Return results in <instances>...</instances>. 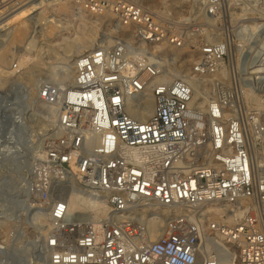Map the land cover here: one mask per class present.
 I'll return each mask as SVG.
<instances>
[{
    "label": "built area",
    "instance_id": "built-area-1",
    "mask_svg": "<svg viewBox=\"0 0 264 264\" xmlns=\"http://www.w3.org/2000/svg\"><path fill=\"white\" fill-rule=\"evenodd\" d=\"M33 1L0 0V23ZM192 1L211 19L224 6ZM65 2L72 17L108 14L130 36L82 52L71 78H46L39 90L48 142L18 193L45 216L43 261L264 264V68L247 75L264 63V25L235 41L236 23L230 37L199 46L189 79L175 72L184 56L166 53L185 39L139 0ZM259 9L247 23L264 20V0ZM232 84L253 88L259 105L226 95ZM0 131L18 126L2 114Z\"/></svg>",
    "mask_w": 264,
    "mask_h": 264
},
{
    "label": "rangeland",
    "instance_id": "rangeland-1",
    "mask_svg": "<svg viewBox=\"0 0 264 264\" xmlns=\"http://www.w3.org/2000/svg\"><path fill=\"white\" fill-rule=\"evenodd\" d=\"M51 1L44 5L47 9H44L46 23L43 26L46 28L42 27V31L36 24L31 28L34 17L35 21L40 22V9L34 13L14 12L10 19L0 23V115L7 114L18 126L15 135L0 131V264H48L39 253L40 243L43 241L40 235L47 229V224L34 216L36 210L31 211L37 201L28 197L27 201L25 198L18 199L16 194L21 184L26 186L35 180L28 164L32 162L35 153L42 150L48 142V126L41 117L43 112L37 97L42 83L50 77L49 62L60 59L56 65L67 67L64 62L85 52L87 47L95 48L101 44L114 43L119 36H130L125 29L113 31L114 21L111 15L84 13L72 17L69 2L64 1L65 5H61L58 0ZM139 1L156 13L169 32L177 33L185 39L182 49H170L167 53L171 56L174 53H177L176 56H184L180 66L175 69L179 74H188V67L193 62L199 46L227 37L231 25L236 24L227 23L230 7L235 13H240L245 1L248 5L259 6V0L257 3L254 0H223L222 12L217 18L211 19L206 10L198 7L192 0ZM22 15L28 27L20 41L21 39L18 40L14 36L12 27L15 23L11 22V25L7 26L5 23L19 19ZM53 19L58 20L56 22ZM56 24L59 26L58 31H50L48 25L57 28ZM215 25L216 27H213ZM59 36L65 40L59 39ZM239 55V49H232V60L237 59ZM14 64L17 66L13 67ZM56 65H52L53 69ZM249 75L258 76L254 69ZM231 88L232 90L225 91L226 95H239L242 89L234 84ZM251 89L258 102L250 103L248 107L258 106V94ZM19 202L24 204V207L19 208ZM28 204H33L31 210Z\"/></svg>",
    "mask_w": 264,
    "mask_h": 264
},
{
    "label": "bare ground",
    "instance_id": "bare-ground-1",
    "mask_svg": "<svg viewBox=\"0 0 264 264\" xmlns=\"http://www.w3.org/2000/svg\"><path fill=\"white\" fill-rule=\"evenodd\" d=\"M65 0H60V2L62 3L61 5H65V3H63ZM245 1V0H244ZM254 1H256V3H257V0H254ZM50 2H52L51 0H40V1H33V3L31 2L30 4H27V5H25V6H23V7H21V8H19V9H16L15 11H13V12H11L6 18H5V20H4V22L5 21H7L8 19H10V16H11V14H13L14 12V14H17V13H22L23 11H28V12H37L39 9H40V15L41 16H39V20H40V22L37 20V21H35V17H34V19H33V23H32V26H31V28H33V25L34 24H36L35 26L36 27H39L40 28V30L42 31L43 30V28L42 27H44V28H46L45 26H43V24L44 23H46V13L44 12V9H47L46 8V6H44V5H46V4H48V3H50ZM239 2V1H238ZM251 2H252V0H251ZM244 3V2H243ZM246 3V4H245ZM245 3H244V7H241V12L239 13H235L233 10H232V8L230 7V9L228 10L230 13H227L228 15H227V23H228V25H230V24H233V23H238V31H237V29H235L234 31H233V39L235 40V41H240L241 39H242V33L243 32H245V30H254V31H257L258 30V28H259V26H262V25H264V20L263 21H261V20H253V21H250L249 23H247L248 21H246V19H247V15H250V14H254V15H258V18H259V6H257V5H248V2H246L245 1ZM250 3V2H249ZM53 4V3H52ZM52 4H50V5H52ZM242 4V3H241ZM248 5V6H247ZM44 6V7H43ZM242 6V5H241ZM240 8V7H239ZM151 11V10H150ZM71 14L73 15V10H71ZM152 12V11H151ZM152 14L154 15V16H156L157 17V15H156V13H154V12H152ZM76 15V14H75ZM82 14H80V16H81ZM19 19H14V20H12V21H10L9 23H5V25L7 26V24H10L11 22L13 23H15V25H13V30L15 31V37H16V39L18 38V40L19 39H21V38H23L24 37V35H25V33H26V30H27V27H28V23H27V21H26V19H24V17H23V15L22 16H19L18 17ZM61 19H63V18H61ZM16 20V21H15ZM58 20V19H57ZM57 20L56 19H53V21H56L57 22ZM114 21V20H113ZM18 23H19V25H18ZM11 25V24H10ZM226 25V24H225ZM232 26V25H231ZM48 27L50 28V31H54V29H55V31H58V28H59V26L56 24V27L57 28H52V25H48ZM3 28V27H2ZM12 28H10V29H12ZM228 28V27H227ZM9 29V28H8ZM7 29V30H8ZM57 29V30H56ZM10 31V30H9ZM225 31V30H224ZM8 32V31H7ZM10 34V33H9ZM8 34V35H9ZM7 35V36H8ZM226 35H228V34H226ZM62 36V35H61ZM61 36H59V39H62V40H65V38L64 37H61ZM51 38V37H50ZM61 40V41H62ZM20 41H22V39L20 40ZM113 43V42H112ZM112 43H107V45H112ZM49 44V43H48ZM51 49V48H50ZM92 49H94V47H87L86 48V51L87 50H92ZM170 50H167L166 51V53H168ZM238 54V50L236 51V55ZM174 55H177V53H174ZM77 56V55H76ZM76 56H73L71 59H68L69 61L68 62H64V63H66V65H67V67L66 66H63V67H60L59 65H56V63H58V61H60V59L59 60H57V61H52V62H49V66H48V68H49V76H50V78L52 79V80H54V79H57V80H64V81H66V80H68L69 78H71V76H72V67H73V64H74V62H75V57ZM249 55L248 54H246L245 53V55H244V57H248ZM239 58V57H238ZM237 58V59H238ZM53 64H55L56 66L54 67V69H53V67H52V65ZM62 65H64L63 63H62ZM263 68H264V64H263V66H259V65H255V66H251L250 67V69L247 71V75L249 76V78L251 77V78H255V77H252V75H249V72H251L253 69L255 70V74L256 75H261V73L263 72ZM57 70H63V71H65V73L63 74V73H56V71ZM176 72V71H175ZM178 73V72H177ZM179 74V73H178ZM180 75H185L187 78H189V79H191L192 78V75L190 74V73H188V74H185V73H183V74H180ZM221 76L222 77H224L225 75H224V72H222V74H221ZM239 91V90H238ZM237 93V92H236ZM235 93V94H236ZM238 94V93H237ZM239 97H240V99H241V102L246 106V107H248L249 106V104L250 103H254V104H256L258 101H257V97H256V95H255V93L253 92V90L251 89V88H245V87H242V89H241V91L239 92ZM251 101H253V102H251ZM254 107H256V105H254ZM149 114V112H143L142 114H141V116L140 117H138V119H144L147 115ZM43 117L44 118H46V119H48L49 118V114H45V113H43ZM40 150L38 151V153L40 154ZM17 195V197H18V199L19 198H25V200L27 201V198L25 197V196H22V195H20V193H17L16 194ZM19 205H18V207L19 208H21V207H24V204H22V203H18ZM33 204H28V207H29V209L31 210V206H32ZM36 206H34L33 207V209L31 210V211H33V210H36L35 211V213H34V216L36 217V218H38V219H40L41 221H45L46 222V220H45V216H44V214L38 209V204H35ZM71 207L73 208H76L77 206L75 205V203L74 202H71ZM86 212H89V211H91V209H86L85 210ZM47 227V226H46ZM158 231H160V228L158 227ZM45 234H46V230H45V232L43 233V234H41L40 235V237L42 238V242L40 243V246L43 244V242H44V237H45ZM39 246V247H40ZM40 249V248H39ZM2 251V245H0V252ZM40 253V252H39ZM226 264H237L236 262H230V263H226Z\"/></svg>",
    "mask_w": 264,
    "mask_h": 264
}]
</instances>
